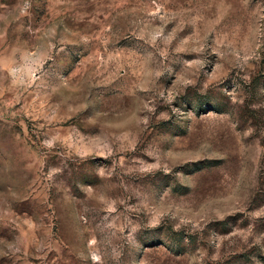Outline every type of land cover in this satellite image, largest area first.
Instances as JSON below:
<instances>
[{
	"label": "rangeland",
	"instance_id": "rangeland-1",
	"mask_svg": "<svg viewBox=\"0 0 264 264\" xmlns=\"http://www.w3.org/2000/svg\"><path fill=\"white\" fill-rule=\"evenodd\" d=\"M0 264H264V0H0Z\"/></svg>",
	"mask_w": 264,
	"mask_h": 264
}]
</instances>
